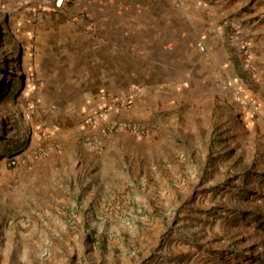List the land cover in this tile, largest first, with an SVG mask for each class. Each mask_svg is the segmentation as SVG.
<instances>
[{"label":"rangeland","instance_id":"374dc122","mask_svg":"<svg viewBox=\"0 0 264 264\" xmlns=\"http://www.w3.org/2000/svg\"><path fill=\"white\" fill-rule=\"evenodd\" d=\"M58 1L0 0V264H264V0H190L213 39L97 93L51 35L103 0Z\"/></svg>","mask_w":264,"mask_h":264},{"label":"crops","instance_id":"0c3cea01","mask_svg":"<svg viewBox=\"0 0 264 264\" xmlns=\"http://www.w3.org/2000/svg\"><path fill=\"white\" fill-rule=\"evenodd\" d=\"M190 2L191 4L184 5L182 2V5L171 7L168 5V0H103L96 11L95 24L90 23L89 20H86L84 24L86 34L82 38L83 42L85 41L83 44L75 43L82 36L78 29H72L66 23L55 24L51 36L58 39L60 43L58 46H52L51 49L60 51L65 48L59 54L67 58V62L63 61L64 65L67 63L69 67L73 66L71 71L76 78L82 74L75 65L78 63L76 59L80 57L81 60L85 55L84 62L88 63L87 67L89 64L91 66L90 69L87 68V71L97 77L98 81L94 82L91 76L92 80L87 81L84 87H94L93 92L95 93L100 92L101 88L112 92L118 91L120 86L128 88L131 80L142 76L146 71L153 79L163 78L165 76L162 71H165L166 67L164 69L162 65V57L167 54L164 48L168 47L171 41H177L183 47L195 44V38L188 34L187 29L178 27L173 32L171 28L177 25L184 26L187 23L196 33L200 28L207 38L213 39L212 36L216 29L214 10L210 12L209 9L198 6L196 12L193 13L194 8L191 5L194 2ZM88 16L91 15L88 13ZM41 46L42 49L45 47L43 43ZM42 56L39 61L43 64L51 59L50 52L45 51ZM140 60H145L148 64L152 63L159 69L146 66L140 71L136 65L141 62ZM121 70L129 74L123 80H121ZM65 71L70 73L69 69ZM197 71L202 72L201 69L193 70L189 72V75L196 76ZM203 73L205 74L206 71ZM189 75L187 78L190 79ZM190 90L184 89V92H190ZM144 91L137 100V107L140 111L153 101L154 86H145Z\"/></svg>","mask_w":264,"mask_h":264},{"label":"built area","instance_id":"2783aa9c","mask_svg":"<svg viewBox=\"0 0 264 264\" xmlns=\"http://www.w3.org/2000/svg\"><path fill=\"white\" fill-rule=\"evenodd\" d=\"M198 48H199L201 51H204V50H205V46H204V44H203L202 42H199V43H198ZM30 117H31V115H30L29 112L26 113L25 116H24V118H25L26 120H29Z\"/></svg>","mask_w":264,"mask_h":264},{"label":"water","instance_id":"95a60500","mask_svg":"<svg viewBox=\"0 0 264 264\" xmlns=\"http://www.w3.org/2000/svg\"><path fill=\"white\" fill-rule=\"evenodd\" d=\"M60 2H62V0H59V1H58V4H60Z\"/></svg>","mask_w":264,"mask_h":264},{"label":"bare ground","instance_id":"6f19581e","mask_svg":"<svg viewBox=\"0 0 264 264\" xmlns=\"http://www.w3.org/2000/svg\"><path fill=\"white\" fill-rule=\"evenodd\" d=\"M61 3V2H60Z\"/></svg>","mask_w":264,"mask_h":264}]
</instances>
